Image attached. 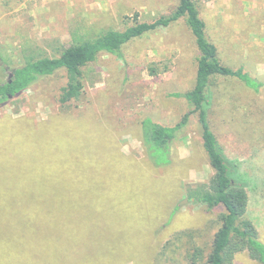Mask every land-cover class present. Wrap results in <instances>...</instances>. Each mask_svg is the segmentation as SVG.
I'll return each mask as SVG.
<instances>
[{"label":"rangeland","instance_id":"1","mask_svg":"<svg viewBox=\"0 0 264 264\" xmlns=\"http://www.w3.org/2000/svg\"><path fill=\"white\" fill-rule=\"evenodd\" d=\"M178 1L0 0V81L9 79L32 50L36 57L59 56L76 35L96 36L152 21L174 11ZM195 1L223 63L241 67L260 82L256 91L235 77L215 78L209 118L228 159L239 160L240 174L256 187L257 193L250 192L249 212L264 243V0ZM198 56L186 20H177L126 43L120 56L105 53L84 67L87 83L79 99L59 102L67 83V71L61 68L0 106L5 130L0 136V186L21 180L22 167L29 168L23 162L26 142L31 141L37 159L47 160L66 153L63 137L67 145L82 137L84 146L67 152L73 162L64 166L84 170V198L92 200L84 207V232H44L40 224H35L38 231L22 230L27 227H21V217L0 213V239L15 252L0 264H185V246L170 244L182 231L193 232L196 243L209 249L223 208L210 210L186 193L188 183L207 182L214 172L196 118L185 137L174 141L170 166H153L141 133L147 116L173 125L189 110L184 98L171 93L193 87ZM56 119L77 124L73 134L63 128L38 131ZM127 157L152 178L123 162ZM32 164L29 169H36ZM108 188L130 196V202L142 196V209L129 210L121 196L128 204L106 212L100 198H107ZM235 261L260 264L247 252L237 254Z\"/></svg>","mask_w":264,"mask_h":264},{"label":"trees","instance_id":"2","mask_svg":"<svg viewBox=\"0 0 264 264\" xmlns=\"http://www.w3.org/2000/svg\"><path fill=\"white\" fill-rule=\"evenodd\" d=\"M3 3L6 4L4 1ZM181 19L186 20L195 37L199 56L193 87L171 94L184 98L189 110L173 125L160 123L150 116L143 118L142 142L153 166H170L174 161L172 151L174 141L185 137L191 118H196L200 126L201 145L214 172L207 182L188 183L186 193L191 201L204 204L210 210L217 207L223 210L219 214L220 226L209 249L197 244L191 231L177 233L172 241L170 240V244L172 248L178 249L180 243L185 246V264H236V256L241 252H247L252 259L264 264V243L249 212L250 192L257 193L256 187L249 177H242L240 174L241 162L237 159H228L209 118L213 97L211 85L215 78L235 77L256 91L259 90L260 82L251 79L241 67L233 68L223 63L218 47L206 33V21L201 16L195 0H179L174 11L152 21H139L122 29L109 28L96 36H91L89 32L76 35L73 43L66 45L59 56L36 57L32 50L30 55L26 56L25 63L13 69V75L9 79L0 81V106L10 101L12 97L18 96L41 77L51 75L61 68L67 71V83L62 87L59 102L66 105L72 100L79 99L87 83L84 67L105 53L120 56L126 43ZM152 74H158L157 68H152ZM57 121L39 127L38 131L63 128L71 130L73 134L77 127V124L71 122ZM2 131H5L4 125L0 126V136ZM106 136L109 139L107 133ZM80 138L82 137H79L77 142L72 141L70 145H67L69 141L67 137L62 138L66 153L73 149L78 151L80 146H84V139ZM20 141L23 142V139ZM26 143L23 148L25 155L23 162L29 168L34 166L32 163H36L37 168L29 169L23 166L21 180L0 186V213L7 218L11 217L9 216L11 214L21 217V227H27L21 228L22 230L84 232V207L92 202L91 199L84 198V170L79 172L72 166H64L73 162L66 157V153L47 160L37 159L36 153L29 148L31 141ZM127 158H123V162L136 165L135 161H131V157ZM52 159L56 162L55 167L51 165ZM81 161H84V157ZM135 168L136 171H143L151 177L146 170L138 168V165ZM18 169H21L20 166ZM166 178L157 181L162 182ZM111 190L108 188L105 191L107 198H100L102 201L100 206L103 205L106 212L114 210L117 205L122 207L128 203L129 210L142 209L143 205H140L144 203L142 196L137 195L130 202V196L126 197V194L120 191L115 193L114 189ZM121 196L126 197L128 203ZM133 204L135 208L132 207ZM35 224H40L39 229H35ZM185 235L188 240L184 242L182 240ZM14 253L0 239V262L9 261Z\"/></svg>","mask_w":264,"mask_h":264},{"label":"water","instance_id":"3","mask_svg":"<svg viewBox=\"0 0 264 264\" xmlns=\"http://www.w3.org/2000/svg\"><path fill=\"white\" fill-rule=\"evenodd\" d=\"M12 74H13V73H11V74H10V76H12ZM187 201H188V200H187V199H185V202H187Z\"/></svg>","mask_w":264,"mask_h":264}]
</instances>
